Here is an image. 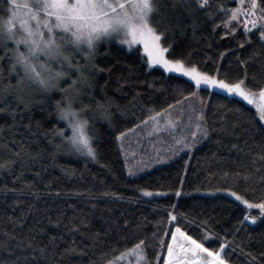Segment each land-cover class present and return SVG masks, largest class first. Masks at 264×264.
<instances>
[{
	"label": "snow or ice",
	"instance_id": "obj_1",
	"mask_svg": "<svg viewBox=\"0 0 264 264\" xmlns=\"http://www.w3.org/2000/svg\"><path fill=\"white\" fill-rule=\"evenodd\" d=\"M230 4L234 6L230 7ZM0 11L4 13V16H0V50L4 52V55L0 56V115L10 116L13 123L9 127H15L17 116L22 118L18 111L19 106L23 105L24 109L28 110L36 102V93L46 96L47 99L39 102L47 104L51 101V111H44L47 112L46 119L54 116L56 123L41 130L42 124L37 121L35 132L31 131V120L24 127L31 137L40 136L47 139L52 148L47 155L53 164L62 152L100 163L101 154L96 141L101 133L94 122L97 116L107 121L111 139L124 156V167L128 176H137L155 165L168 163L182 152L190 154L198 144L209 139L211 133L217 131L208 123L209 105L205 97L199 95L201 91L208 93L209 97L213 94H223L230 103V98H238L254 108L255 111L251 112L247 107H236L235 112L246 117L248 124L264 134V81H257L255 75L250 81L248 74L249 62L264 56V0H0ZM201 15L210 22L214 34L218 28L224 31V35L231 34L236 37L239 33L242 39L236 43L240 49H244L245 45L251 46L254 40L256 41V47L247 57L241 59L237 55L238 67L235 76L231 75V62L227 69H224L222 64L228 51H232L230 46L226 51L219 53L221 63L213 72L202 69L193 61L191 52H185L183 49L176 51V32L184 35L187 29L191 28L195 35L199 27L197 21ZM188 20H191L190 24L187 23ZM112 40L127 51H142L141 59L144 60L147 70L159 69L162 73L186 77L193 86L192 90L187 95L177 90L178 97L174 103L160 109L141 103L144 115L142 118L137 117L138 123L132 127H119L116 123V113L126 119L129 107L135 108L139 103V92L123 106L107 96L104 85H101L103 99L98 100L91 93L88 94L89 103L86 104L81 99L85 94L84 89L93 87L94 73H111V68L100 67L95 58L100 43ZM9 41L12 43L11 47ZM208 47H211V44ZM5 59L8 61L7 83L3 66ZM261 67L264 69V64ZM66 77L70 79V83L65 80ZM13 78L15 84L11 83ZM62 82L65 84L63 87ZM129 82V78L122 77L118 81L120 87L117 90ZM141 83H147L149 88L155 87L154 81ZM53 92H58L60 99H53L50 95ZM9 96L15 97L16 107L6 102ZM223 108H227V105H219L217 111ZM131 115L135 116V112ZM59 121L65 122L66 127L58 126ZM230 127L231 131L223 122L222 116L219 131L231 135L240 127V122H233ZM3 130V127H0V133ZM67 130H70V134ZM163 134H167L166 137ZM141 135L149 141L156 139L162 146L157 148L153 144L151 152H148L143 146ZM132 137H136L135 141ZM16 143L13 141L14 145ZM33 143H38V140H33ZM247 143L244 141L245 145ZM253 147L258 150L253 151ZM46 151L45 148H39L33 152L32 145L25 142H20L15 150L7 144L0 145V174L13 176V185L21 184L19 188L9 187L7 184L0 185V193H11L17 203L21 197H31L33 201H39L41 192L35 180L41 179V172L34 173L33 181H22V177L24 169H30L37 161L42 160ZM4 152L11 153L10 158H2ZM233 152L237 156L241 153L249 156L251 168L244 165L242 169L235 171L222 170L219 176L225 183L209 188L208 194L216 196L223 193L243 206L242 219H238V225L264 221V142L254 143L247 151L239 143H233L228 148V153ZM213 156L216 154L213 153ZM235 162L234 160L233 163ZM17 165L21 171L19 175H14ZM60 167L65 176H76L75 169ZM101 167L107 165L101 164ZM186 173L187 169L185 175ZM185 175L179 177L180 187L174 192L177 197L186 194L182 191ZM216 175L210 173V176ZM229 180L233 184L243 181L245 185H259L261 194L259 197L255 196V187H245L243 192H240L227 185ZM50 187V182L44 184L45 189ZM137 191L143 197L168 195V192H154L146 187H138ZM250 191L252 198L248 195ZM54 195L59 197L62 193L57 190ZM63 195L87 196L89 199H96L98 196L124 198L120 193L108 189L94 194L91 188L83 192L69 191ZM35 208V203L29 204L28 213ZM175 210V204L169 205L165 209L166 220L159 219L155 222L156 229L152 231L151 237L138 239L132 247H126L119 255L115 254L116 249H112L111 259L101 258L103 264H236L232 260V254L237 249L248 257L247 264H264V251L258 254L251 251L245 253L240 244L236 243L239 226L234 228L233 239L230 241L227 235L221 237L215 232L208 220H201L200 226L204 230L194 238L189 234L190 225L194 221L186 219ZM8 219L13 229L23 230L26 227L24 214ZM68 219L71 226L65 225L67 232L73 234V237L76 233L85 237L84 230L89 227L88 221L80 218L76 223V217ZM128 223L124 220L125 227ZM56 226L59 227V221ZM108 231H111V228ZM101 235L100 232H94L86 237L89 243H85L84 248L95 246ZM13 240L16 243L11 247ZM63 241V234L53 235L46 244L41 245L35 239L34 229L29 228L27 234L19 239L12 233L4 232L3 239H0V250L9 253L11 264H47L48 261L58 264L55 260L57 256L63 258L65 254L77 250V241L73 238L63 252H58L60 242ZM213 243L218 246L213 247Z\"/></svg>",
	"mask_w": 264,
	"mask_h": 264
},
{
	"label": "trees",
	"instance_id": "obj_2",
	"mask_svg": "<svg viewBox=\"0 0 264 264\" xmlns=\"http://www.w3.org/2000/svg\"><path fill=\"white\" fill-rule=\"evenodd\" d=\"M229 6L234 5L230 4ZM0 16H4L3 11H0ZM218 20L219 17H217ZM187 23L190 24L191 20H188ZM197 23L199 27L195 35L191 28H188L184 35H180L179 31L176 32L174 37L176 51L179 52L183 49L185 52H191L193 61L197 62L202 69L213 72L217 65L221 63L219 53L226 51L230 46L232 51H228L222 64L223 68L227 69L229 62H231V75L235 76L238 67L237 55L241 59L247 57L256 47V41L254 40L251 46L245 45L244 49H240L236 43L237 40L242 39L239 33L236 37L231 34L224 35V31L218 28L214 34L211 31L210 22L202 15ZM225 36H229L230 40L222 43L221 39ZM170 38H172L171 34ZM209 44H211V47H208ZM11 46L12 43L9 41V47ZM3 55V50H0V56ZM141 57H143L141 53L127 51L115 40L100 43L95 62L102 68H111L112 71L111 73L107 71L94 73L93 87L91 89L85 88V94L81 97L86 104L90 102L89 93L98 100L103 99L104 94L101 92V85H104L107 96L111 97L115 103L123 106L127 105L133 95L139 92V103L135 108L129 107V115L126 119L116 113V123L121 128L124 126L132 127L135 123H138L137 117H143L141 103L147 107L154 106L156 109H160L166 107L169 103H174V100L178 97L177 90L187 95L193 88L186 77H181L178 74L162 73V70L159 69L147 70ZM77 59L80 58L77 57ZM81 63H83L82 60ZM262 64H264V56L249 62L248 74L250 81L253 75L256 76L257 81H264ZM3 66L5 68V83H7V59L3 62ZM74 76L75 73L73 72V78ZM122 77L129 78L130 82L123 84L122 88L117 90L120 87L118 81ZM65 80L68 83L71 82L67 77ZM106 81L107 84H105ZM141 81H154L155 87L149 88L147 83H141ZM15 82L13 78L11 83L15 84ZM61 86L63 87L65 84L62 82ZM50 95L53 99H60L58 92H53ZM199 95L205 97L209 105L207 109L208 123L217 131L211 133L209 139L198 144L190 154L182 152L168 163L159 165L149 172L132 178L126 175L124 159L117 144L111 139V130L108 129L107 121L101 120L98 116L94 119V122L101 133L96 141L101 154L100 163L88 161L76 154L62 152L56 157L55 164H53L47 155L48 152L52 151L47 139L40 136L31 137L29 131L24 127L31 120V131L35 132L37 121L42 124L41 130L56 123L54 116L46 119L47 112L44 111V109L51 111V101L47 104L39 102L42 99H47L46 96L36 93V102L28 110L20 105L18 111L22 114V118L20 115L17 116L15 127H9L13 123L10 116L0 115V127L4 129L0 133V145L7 144L9 148L15 150L20 142H25L32 145L33 152L39 148L47 149L42 160L37 161L30 169H24L22 177V181H33L34 173L41 172V179L35 180V184L41 192L39 201H33L31 197H21L20 202L17 203L11 193H0V239H3L4 232L12 233L19 239L27 234L29 228H33L35 239L43 245L48 242L49 237L63 234L64 241L60 242L58 252H63L73 238L77 241V250L65 254L63 258L57 256L55 260L58 264H103L101 258L103 257L104 260L111 259L112 249H116L115 254L119 255L126 247H132L138 239L145 236L151 237L152 231L156 229L155 222L159 219L166 220L165 209L169 205L175 204V211L178 214L194 221L189 230V234L193 235L194 238L198 237L204 230L200 226V221L208 220L209 225L215 232L219 233L221 237L227 235L230 241L233 239L234 228L239 226L240 231L236 235L235 241L240 244L245 253L251 251L258 254L264 251V221H257L256 224L246 222L242 226L238 225V219H242L241 208L243 206L223 193H218L216 196L208 194L209 188L225 183L219 176L222 170L235 171L242 169L244 165H248L249 169L251 168L249 156L243 153L237 156L235 152L229 154L228 148L233 143H239L247 151V148L254 143L264 142V134L248 124L246 117L235 112L236 107H247L251 112H254L255 109L247 106L245 102L239 101L238 98H230V103L229 100L224 98L223 94H213L209 97L208 93L201 91ZM6 102L11 103L12 107L17 106L14 96L7 97ZM219 105H227V108L217 111ZM113 111H115V106ZM132 112H135V116L131 115ZM88 115L91 119V113ZM222 116L223 122L229 127L230 131L233 122H240V127L236 128L231 135L219 131ZM58 126L66 127L63 121H59ZM67 131L70 134V130ZM237 136L239 139H237ZM33 140H38V143H33ZM13 141L17 143L14 145ZM244 141L248 142L247 145L244 144ZM257 150L253 147V151ZM213 153L216 154L215 157ZM10 156L11 153L4 152L2 158L7 159ZM219 157L228 158L220 160ZM234 160L235 163H233ZM186 161L187 163H185ZM101 164H105L107 167H101ZM60 166L75 169L76 176L71 178L65 176ZM185 169H187L186 175ZM20 171L21 169L17 165L14 175H19ZM210 173H216L217 175L210 176ZM181 175H185L182 191L186 194L177 197L174 192L180 187L178 181ZM12 180L13 176H9L7 173L0 174V185L7 184L9 187L15 186L17 188L21 186L20 183L13 185ZM102 181L103 183H101ZM49 182L51 187L45 189L44 184ZM227 185L235 187L240 192H243L245 187H255L257 189L255 196L259 197L261 194L259 185H245L243 181L239 184H233L231 180L227 181ZM138 187H146L154 192H168V195L143 197L137 191ZM88 188H91L94 194L108 189L120 193L124 198L114 199L98 196L96 199H89L87 196L63 195V193L69 191L79 190L83 192ZM57 190L62 193L59 197L54 195ZM46 193L53 194L47 195ZM248 195L249 198H252L251 191ZM33 203H35L36 208L29 214L28 205ZM93 204L95 207H93ZM158 205L160 207H157ZM22 214L26 216V227L23 230L20 228L13 229V225L8 218L19 217ZM71 217L77 218L74 221L76 223L80 218L88 221L89 227L84 230L85 237H81L79 233H76L73 237V234L67 232L65 225L71 226L68 219ZM124 220L129 222L126 227L124 226ZM57 221H59V227L56 226ZM109 228H111V231H108ZM94 232H100L102 234L101 238L95 246L84 248V244L89 243L86 237L91 236ZM125 237L127 239H124ZM15 243V240L11 241L10 246L14 247ZM149 243H151L150 239ZM206 246L209 245L206 244ZM212 246L217 247L218 245L213 243ZM153 247L155 246L153 245ZM83 252L87 254L84 255ZM17 254H19L18 250ZM232 260L236 264H247L248 257L242 255L240 250L237 249L232 254ZM0 264H11V257L7 251L0 250ZM47 264H53V261H48Z\"/></svg>",
	"mask_w": 264,
	"mask_h": 264
},
{
	"label": "rangeland",
	"instance_id": "obj_3",
	"mask_svg": "<svg viewBox=\"0 0 264 264\" xmlns=\"http://www.w3.org/2000/svg\"><path fill=\"white\" fill-rule=\"evenodd\" d=\"M226 37H228V36H225L223 39H221V41H222V43H226V42H228V41H226ZM102 43V42H101ZM142 55H143V52L141 51L140 52ZM79 58V57H78ZM165 137H166V135L167 134H163ZM135 139H136V137H132V140L133 141H135ZM141 140H142V143H143V146H144V148L148 151V152H151V150H152V145L153 144H155L156 145V147L157 148H160L162 145L156 140V139H153V140H151V141H149L146 137H144L143 135H141ZM154 154V153H153ZM122 157H123V159H124V156L122 155ZM159 165H162V164H159ZM159 165H155L154 167H151V168H149L148 170H146V171H144V172H140L138 175H140V174H144V173H146V172H149L151 169H153V168H155V167H157V166H159ZM125 172H126V175L128 176V174H127V170H126V168H125ZM129 178H132V177H134V176H128Z\"/></svg>",
	"mask_w": 264,
	"mask_h": 264
},
{
	"label": "bare ground",
	"instance_id": "obj_4",
	"mask_svg": "<svg viewBox=\"0 0 264 264\" xmlns=\"http://www.w3.org/2000/svg\"><path fill=\"white\" fill-rule=\"evenodd\" d=\"M230 39V37L228 36V37H226V41H228Z\"/></svg>",
	"mask_w": 264,
	"mask_h": 264
}]
</instances>
